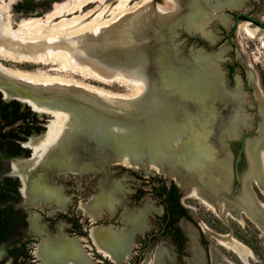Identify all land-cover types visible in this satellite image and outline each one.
<instances>
[{
	"label": "bare ground",
	"instance_id": "1",
	"mask_svg": "<svg viewBox=\"0 0 264 264\" xmlns=\"http://www.w3.org/2000/svg\"><path fill=\"white\" fill-rule=\"evenodd\" d=\"M126 1L116 0L110 19H100L105 6L93 20L82 24L93 9L54 19L104 0L57 2L44 18L20 19L18 28L9 20L14 0L0 10V90L4 97L29 103L39 115L54 116L45 134L27 141L33 149L32 158L12 163V171L20 175L23 193L29 194L31 174L41 163H50L51 156L72 168L76 160L70 155L83 149L92 153L95 150L91 148H96L103 157L174 177L187 194L217 209L209 191L220 182L217 170L223 160H218V154L228 153L223 137L245 125L240 108L248 96L239 76L235 89L226 87L219 67L224 49L183 56L173 32L183 25L214 42L218 37L212 23L231 26L233 20L224 9L248 10L247 0H173L177 6L170 16L160 19L163 24L147 21L146 15L135 9L128 13ZM173 20L176 23L170 34H160ZM238 28L252 35L258 31L248 22H239ZM35 64L51 67L42 70ZM84 78L103 84L117 81L132 92H111ZM256 97L262 119L258 135L248 140L250 167L246 176L253 172L264 187V98L258 89ZM234 103L232 115H227L224 110ZM245 199L242 206L264 231L263 205L254 197ZM92 235L100 249L112 257L111 245H121L125 254L130 250L127 234L97 227ZM225 244L247 261V247L235 240ZM47 248L50 253L58 251L54 245ZM212 255L214 264H223L218 251L212 250ZM44 260L45 264H79L88 257L73 239ZM157 264H161L159 260Z\"/></svg>",
	"mask_w": 264,
	"mask_h": 264
},
{
	"label": "rangeland",
	"instance_id": "2",
	"mask_svg": "<svg viewBox=\"0 0 264 264\" xmlns=\"http://www.w3.org/2000/svg\"><path fill=\"white\" fill-rule=\"evenodd\" d=\"M63 1L65 0H14V2L10 5L9 13L11 14L9 16L11 26L13 28H18L20 19L22 20L31 17L44 18L46 13L50 11L51 8H53L52 6L54 3ZM8 2L9 0H0V10H2V8L4 9ZM247 2L249 9L245 10V12L256 17L264 24V0H247ZM172 3L173 0H127L125 7L131 10L127 11L128 13L131 12L130 14L135 12V10H138L140 13L146 15L147 21L150 22L151 20L154 22H159L158 20L162 19L163 21L165 18L170 16L172 12H174L177 4L174 7V4ZM116 4V0H104V3L102 4L92 2L87 4L85 7H82L80 11L58 16L59 18L56 17L54 20L58 21L63 17L69 18L75 14H83L86 11L93 9L89 15L81 20L80 24H82L93 20L97 13L101 11L103 7L105 8V6L107 7L104 9L100 19L103 18L102 20H108L112 17V13L115 10L114 7ZM160 6L163 8H158ZM226 11L234 15L236 12H238L230 10ZM232 18L233 22L231 24V28L230 26H223V24L221 25L219 23L217 25L211 26L212 30H214L213 32L217 34L218 37L217 42L213 44V46H208L203 40L195 38L194 36H189L185 32L178 34L177 29L175 32H173V37L178 41V47L182 51H186V49L189 47L197 48L205 46L206 50L209 51L224 49L223 56L225 57V61L223 62V66L225 69H227V79L230 87L234 86V75L239 74L243 80V88L245 91H247L249 96H251L252 89H250L245 84L246 77L249 80V85L253 87L255 91V96L258 89L264 98V27L259 25V23L252 22L254 23V26H258V31L253 35L248 34L244 29L239 28L236 31H232L235 26V16ZM162 21L160 20L161 23ZM243 22L251 21L245 17L240 21V23ZM9 63H11V61ZM35 66L42 70H49L51 67L50 65L45 66L44 64H35ZM75 76L82 78L77 74ZM83 80L97 86H103L107 90L110 89L111 92H118L119 94H128L132 92L131 88L124 86L117 81L112 84H103L85 78ZM1 93L3 96H5L2 91ZM5 98L10 99L12 97ZM21 102H23V105H29L32 108L29 103L24 101ZM248 112L251 113L252 117L254 118L255 106L248 108ZM35 113L37 116L39 115L36 111ZM48 115L49 114H43L38 116L43 121L42 123H45L46 125L44 126L43 132L48 129V123L51 120H54V116ZM254 124L255 118L253 119V127L255 126ZM0 162L5 167V161L1 155ZM11 163L12 160L9 162L8 167H5L6 169L4 168L5 173L10 172ZM106 165L107 168L89 172L85 175H56L55 177L56 180L59 183L65 185L66 188L69 185L71 186V183H73V185L76 187L79 185L80 187L84 188H80L79 192H88L87 194L89 195L100 192L99 183L102 179L105 178L109 184H111L112 181H116L117 179L120 181V185L123 187V194L128 197L126 202H129V196L135 191L136 188L142 187L145 190V193L139 200L137 207L143 208L144 204H146V206L150 208L148 215L150 224L147 229L139 233L137 242L132 247L131 255L129 254L130 257L122 261L123 264H130V262H132L136 257V250L138 249L140 239L143 238L149 230L156 229L155 224L158 221V216L163 213L162 206L159 205L160 203L156 197L151 194V187L161 186L164 182L170 184V182L175 181L171 176L159 173L155 169L148 170L140 165L136 167L126 164L122 161L120 162L111 160H109ZM246 169L247 164L244 165L241 170L244 171ZM262 170L264 176V168ZM246 171H248V169ZM5 173L2 171L0 173V178H3ZM177 186L181 191V201L191 216V219L182 218L179 224H181L180 226L183 227L185 233L188 235H194L199 244L194 242L191 245V242L188 239L185 245V254L182 257V260H179L176 247L170 238L167 235L158 234L150 247L147 250L145 249L143 260L138 264H157V260H159L161 264H198V260H200L202 264H214L212 250H216L222 255L223 264H264V231L254 218H252L249 214H246L245 209H241L239 215L235 214V211L230 210L229 208L214 209L200 197L191 196L184 191L183 187L179 186L178 184ZM249 188L254 194L256 200L259 201V203H261L264 208V187L258 182L256 178L251 176L249 179ZM66 191H68V189ZM22 197H24L23 194ZM222 199L228 201L229 203H234V199L232 197H222ZM23 202L21 203V206H23ZM33 209L37 210L36 208ZM224 219H226L227 222H225ZM114 223H118V221ZM218 235L224 236L225 239H219ZM31 236L35 235L31 234ZM230 240H235L248 248L250 255L247 257V261L242 259L236 251L225 244L226 241ZM33 241L37 240L33 239ZM30 247L33 251L34 257L36 258L34 252L35 247ZM195 248L199 249L198 254H196ZM88 250L91 256L94 257L93 260L95 264H106V262L101 259L100 254H102V252L96 246H89ZM161 250L163 254H159ZM104 255L105 254H103V256ZM108 258L112 264H115L112 258ZM37 261L31 262V264H36ZM0 264L12 263L10 261H2Z\"/></svg>",
	"mask_w": 264,
	"mask_h": 264
},
{
	"label": "flooded vegetation",
	"instance_id": "3",
	"mask_svg": "<svg viewBox=\"0 0 264 264\" xmlns=\"http://www.w3.org/2000/svg\"><path fill=\"white\" fill-rule=\"evenodd\" d=\"M43 125L45 126V123ZM46 131L43 132V130H41L40 132H34L26 136V139L22 141V146L30 150L29 154L4 156L2 153H0L3 160L5 161V167H8V164L11 160L12 163H18L32 158L33 149L26 145L27 141L31 138H29V136L33 135L32 137H38L45 134ZM34 134L39 135L34 136ZM91 149L96 151V148ZM231 150L233 152L232 171L230 172L229 168V154L220 152L218 154V160H223L217 170L220 182L215 183L213 191L209 192H211V198L217 204V209L229 208L230 210H234L235 214L239 215L240 211H238V205L245 204L246 197H248L249 200H252V197L255 198L254 194L249 188V179L251 178L250 176L256 178V175H254L252 172L249 174V176H246V174V177L243 176L245 170L242 171L241 169L247 164L246 156L243 150V141H233L231 143ZM95 151L92 153L88 152L90 154L89 155L88 153H85L83 149L82 152H77L70 155L76 160V166L72 168H70V166L64 165V162H62L57 156H51L50 163H41L40 166L37 167V169H35V171H33L31 174V178L29 179L31 191L29 194L23 193V183L21 177L20 175L13 173L12 163L10 166V172L5 173V167L0 162L2 165L0 173L2 171L5 173L3 178H0V180H3L5 177H11L15 180H18L20 199L15 203V207L20 209L25 215L26 222L25 226L20 228L19 235L7 241L0 242V263L2 261H10L12 264H31V262L38 260L36 264H45L44 259H46L48 255L57 254L65 241L73 239L78 241V243L84 249L86 256L88 257V260H83L79 264H95L93 260L94 257L91 256L88 250L89 246H96L102 252L100 256L101 259L106 262V264H112L108 257L112 258L115 264H120L122 261L130 257L132 247L137 242L139 233L147 229L150 224L148 218L150 208L146 206V204H144L143 208L137 207L139 200L145 193L142 191L145 190L142 187L136 188L135 191L129 196V202H126L128 197L123 194V187L120 185V181L117 179L116 181H112L111 184L107 183L105 178L102 179L99 183L100 192L89 195L87 194L88 192H79V189L82 187L79 185L76 187L73 185V183H71V186L69 185L66 188V186L62 183H59L55 177L56 175H85L89 172L102 170L103 164L106 161H114V159H111L107 156L103 157L101 154L96 153ZM218 164L219 163L217 162V165ZM21 171H23L25 174L27 173L25 169ZM172 178L175 181L172 182L177 186L178 183L176 182L175 178ZM177 188L179 189L178 186ZM67 189L68 191H66ZM221 191H227V195L219 196ZM22 194L24 197H22ZM151 194L154 196L152 192ZM179 194V200L183 205L181 201L182 195L180 189ZM222 197H232L235 204H230L228 201L222 199ZM156 199L160 203L159 205L162 206L163 213L158 216V221L155 224L156 229L149 230L145 236L140 239L138 249L136 250V257L132 262H130V264H138L141 262L143 260L145 249L147 250L150 247L158 234L163 235L160 234L162 233L160 222L161 217H163L165 213V207L164 204L160 202L158 197H156ZM22 202L23 206H21ZM247 204H249V201ZM33 208H36L37 210H34ZM245 212L247 215L249 214L252 217L249 211L245 210ZM182 218L185 217H180L177 221V226L180 228L184 237L182 247L179 248V244L174 240L171 234H166L176 247L179 260H182V257L185 254V245L188 239L190 240L191 245L194 242L198 243L194 235H188L184 232L183 227L180 226L181 224H179V222ZM117 221L118 223H114ZM97 227L101 229L111 228L117 233H124L125 235L127 234L131 243L129 252L125 254V249L121 245H111L113 248L109 249V252H115V256L112 257L110 254L100 249L94 239V236L92 235L93 229ZM31 234H34L35 236H31ZM192 236L195 238L194 241H191ZM33 239H36L37 241H33ZM48 245H54V250L58 251L55 253H50V249L47 248ZM30 246L35 247L34 252L36 258L34 257ZM195 249L196 254H198L199 249ZM17 253L18 256L16 257ZM103 254H105V257ZM121 264H123V262ZM198 264H202V262L198 260Z\"/></svg>",
	"mask_w": 264,
	"mask_h": 264
},
{
	"label": "trees",
	"instance_id": "4",
	"mask_svg": "<svg viewBox=\"0 0 264 264\" xmlns=\"http://www.w3.org/2000/svg\"><path fill=\"white\" fill-rule=\"evenodd\" d=\"M42 122L29 105L17 99L6 100L0 91V153L4 156L29 154L30 150L21 143L26 136L43 130ZM151 192L165 207L160 234H171L181 248L184 237L177 221L180 217L191 219V216L179 200V189L173 182H164L161 186H153ZM19 199L18 180L11 177L0 180V242L19 235L20 228L26 224L25 215L15 207Z\"/></svg>",
	"mask_w": 264,
	"mask_h": 264
},
{
	"label": "water",
	"instance_id": "5",
	"mask_svg": "<svg viewBox=\"0 0 264 264\" xmlns=\"http://www.w3.org/2000/svg\"><path fill=\"white\" fill-rule=\"evenodd\" d=\"M247 3H246L245 6H247L248 9H249V6H248ZM224 10H225V13H227V14H229L231 16V18L235 16V20H234L235 21V26H234V29H232V31H236L238 29V25H239V22L242 19L241 18L242 16L250 19L251 23L252 22L259 23V25H262L264 27V24L259 19H257L256 17L252 16L249 13H246L245 12L246 9L237 10L238 12H236L235 15L234 14H231V13H228L226 11V10L233 11L231 9L225 8ZM175 20H178V19L176 18ZM175 20H173L171 23L167 24L166 25L167 27L165 26L161 30L160 34H163L164 36H165L166 33L167 34H170L171 27L176 23ZM218 23L221 24L219 21H215L212 24L213 25H217ZM252 24L254 25V23H252ZM231 26H230V28H231ZM181 32H185L189 36H194L195 38H199V39L203 40L205 42V44L208 45V46H213V44H215L217 42V40L214 41V42L209 41V39L205 38L201 34V32H198V31H193V32L192 31H188V30H186V27H184L183 25H181L178 28V34L181 33ZM178 34H177V36H178ZM180 51H181V53H182L183 56H187L188 57L189 55L192 56L197 51L198 52L199 51L200 52H204V53H212V52L218 51V50H211V51H209V50H206V46H205V47H197V48L189 47V48L186 49V51L185 50L182 51L181 49H180ZM224 61H225V57L222 55V58L219 61V67L223 71L226 87L229 90H232V89H235V87H237L236 76H239V78L241 80H242V78H241V76L239 74H235L234 75V86L233 87H230V84H229L228 79H227V69H225L224 66H223V62ZM242 84H243V80H242ZM245 84L250 89H252L251 90V96H249V94L247 93V91H245L244 88H243V90L246 92V94L248 96V100L240 108V112L242 113L243 118L245 117V120H246L244 122L245 125H243V127L241 129H239L238 132L231 133V134L225 135L223 137L225 149L228 152L229 157H230V165H229L230 172L232 171V158H233V152L231 150V143L233 141H237V140H242L243 141V150H244V153H245V156H246V160H247V169H249V167H250V161H249V155H248V150H247L248 140H250V139L254 138L256 135H258V133H259V125H260V122H261V119H262L261 113H260V108H259V103H258L257 98L255 96V91H254L253 87H251L249 85V80L247 79V77H246V83ZM10 99H14V98H10ZM10 99H6V100H10ZM21 103H23V102H21ZM251 106H255V115H254V118H255V124L254 125L255 126L254 127H253V119L254 118L252 117L251 113L248 112V108H250ZM234 107H235V103H234V105L229 106V108H226L224 111L226 112L227 115H232V112L234 111ZM38 116H41V115H38ZM35 135H39V134H34V136ZM32 136H29V138L32 137ZM107 162L108 161L104 162L102 168H107V165H106ZM246 173H247V171L244 172L243 176H245ZM247 178H249V177H247ZM226 192L227 191H221L220 194H219V196L220 195H227ZM241 209H245L244 206L238 205V211H240ZM224 221L227 222L226 219H224ZM218 237H219V239H225L224 236H222V235H218ZM194 239H195L194 236H192L191 237V241H194Z\"/></svg>",
	"mask_w": 264,
	"mask_h": 264
}]
</instances>
